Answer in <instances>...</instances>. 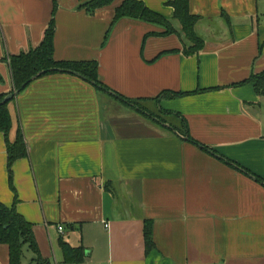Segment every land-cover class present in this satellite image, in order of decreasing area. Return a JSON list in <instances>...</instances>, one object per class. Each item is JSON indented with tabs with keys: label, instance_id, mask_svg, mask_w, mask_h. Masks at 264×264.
I'll use <instances>...</instances> for the list:
<instances>
[{
	"label": "crops",
	"instance_id": "0c3cea01",
	"mask_svg": "<svg viewBox=\"0 0 264 264\" xmlns=\"http://www.w3.org/2000/svg\"><path fill=\"white\" fill-rule=\"evenodd\" d=\"M92 1L0 0V96L14 93L10 56L40 47L54 22V59L96 62L111 93L160 99L192 138L264 180V95L242 84L264 74V0H190L204 41L191 56L174 0H138L178 31L169 35L131 18L113 24L123 0L89 11ZM109 96L118 100L59 72L12 99L10 141L20 127L28 157L14 161L13 192L0 132V203L33 225L42 257L26 245L23 264H72L63 242L86 252L76 264H264V186L157 119L114 124ZM118 101L120 115L138 111ZM0 264H10L3 243Z\"/></svg>",
	"mask_w": 264,
	"mask_h": 264
},
{
	"label": "trees",
	"instance_id": "16d2710c",
	"mask_svg": "<svg viewBox=\"0 0 264 264\" xmlns=\"http://www.w3.org/2000/svg\"><path fill=\"white\" fill-rule=\"evenodd\" d=\"M114 1L116 0H95L88 3V10L95 11L99 8L110 6L114 3ZM93 3L95 5L90 7ZM169 5L175 10L174 18L181 24V32L179 35L183 37L185 41L191 43V46L185 48L184 53L188 56L199 54L204 47V41L196 34L195 27L198 23V18L191 14L189 7L190 0H174L170 2ZM125 18H131L142 22L146 21L158 26H163L166 29V32L164 33L166 35L174 34L175 32L178 33L172 24L163 18V16L157 14L148 8L145 3L138 0H123L122 4L116 8V15L113 24ZM55 30L56 26L54 22H52L45 32V36L40 47L19 55L10 56V69L12 72L14 93L24 92L27 86L34 81L32 79L37 77L39 74L44 76L59 72L68 74L73 73L85 81L92 83L96 87L110 93L114 98L121 100L129 106L137 108L139 112L146 114L143 109L139 107V103H134V100H127L118 93H111V90L99 81L98 64L96 62H61L54 59L53 38ZM41 76L37 79L41 78ZM242 84L253 86L258 94L264 95V74L252 76L251 79ZM177 96H184V94L173 95V97ZM6 97L7 95L0 96V132H2L5 136L6 147L8 148L10 188L13 192H15L12 176L13 164L16 160L28 157V148H26V142L20 127L17 131L18 135L16 140L12 142L10 141V135L13 127V118H11L9 109L11 102L5 104L1 103ZM159 100L160 99H157V102H159ZM161 114H164L166 117L161 118L163 115H148L157 119V122L161 126H163V124H168L170 127L168 129L173 131L175 134L182 136L185 141L197 145L204 152L208 154L210 153L211 155L221 159L223 162L225 161L228 165L236 168L237 170H241L264 186V180L259 176H254L240 166L238 167L225 157L219 156L211 147H207L192 138L187 121L181 115H174L165 112H162ZM145 235L146 250L150 252L151 248L154 247L152 222L146 223ZM0 243L7 244L9 246L10 264H23V249L26 245H28L29 248L37 254V260L39 262L42 261L36 238H34L33 235V225L31 223H27L23 216L18 213L15 204L12 208H8L0 203ZM63 251L66 254V260L69 263L76 264L85 260L86 252L82 247L73 249L68 243L63 242Z\"/></svg>",
	"mask_w": 264,
	"mask_h": 264
},
{
	"label": "rangeland",
	"instance_id": "374dc122",
	"mask_svg": "<svg viewBox=\"0 0 264 264\" xmlns=\"http://www.w3.org/2000/svg\"><path fill=\"white\" fill-rule=\"evenodd\" d=\"M93 1H95V0H93ZM94 5L95 4L93 3L92 5H90V7L91 6H94ZM107 98H108V100H110V102H115L114 104H117L118 103L117 106L123 107L122 104L118 100H114L110 96L107 97ZM134 103H139L140 104L139 107L142 108L144 112H148L149 114H152V115H155V116H160V115L162 116L163 115L161 118L166 117V116H164V114H161L158 111L157 101L147 102V103H144V102H136L135 101ZM116 107L111 106L110 107V110H109V115H110L111 120H112V122L114 124L117 123V121H119V123H120V121L123 120V121H131V123H132V121H134V122L136 121V122H141L142 124H145V125H148V124L150 125V123H153L151 121V119L152 120L153 119L156 120L154 117H151L149 115H146L145 117H143L142 115H145V114H143L142 112H140L142 115L139 114V113H137L139 111H137V112L133 111L132 114L130 113L129 115H124L123 116V115H120L121 114L120 113L121 111H119V108H116Z\"/></svg>",
	"mask_w": 264,
	"mask_h": 264
},
{
	"label": "water",
	"instance_id": "95a60500",
	"mask_svg": "<svg viewBox=\"0 0 264 264\" xmlns=\"http://www.w3.org/2000/svg\"><path fill=\"white\" fill-rule=\"evenodd\" d=\"M40 76H41V74H39L37 77H34L32 80H35V79H37V78L40 77ZM18 94H19V92H15V93H13V94L7 96V97H6L1 103H2V104H5V103H8V102H11V100H12L13 98H15ZM164 125L168 127V125H166V124H164Z\"/></svg>",
	"mask_w": 264,
	"mask_h": 264
},
{
	"label": "built area",
	"instance_id": "2783aa9c",
	"mask_svg": "<svg viewBox=\"0 0 264 264\" xmlns=\"http://www.w3.org/2000/svg\"><path fill=\"white\" fill-rule=\"evenodd\" d=\"M60 230H63V227H60Z\"/></svg>",
	"mask_w": 264,
	"mask_h": 264
}]
</instances>
